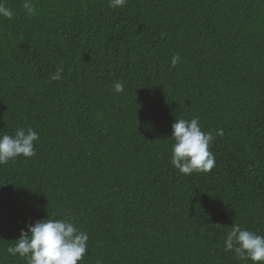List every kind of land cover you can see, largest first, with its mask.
Listing matches in <instances>:
<instances>
[{
    "label": "trees",
    "instance_id": "trees-1",
    "mask_svg": "<svg viewBox=\"0 0 264 264\" xmlns=\"http://www.w3.org/2000/svg\"><path fill=\"white\" fill-rule=\"evenodd\" d=\"M5 3L0 134L39 140L0 165V264H26L6 248L47 217L88 233L79 264H253L224 239L264 235V0ZM194 117L215 167L184 175L172 124Z\"/></svg>",
    "mask_w": 264,
    "mask_h": 264
},
{
    "label": "clouds",
    "instance_id": "clouds-1",
    "mask_svg": "<svg viewBox=\"0 0 264 264\" xmlns=\"http://www.w3.org/2000/svg\"><path fill=\"white\" fill-rule=\"evenodd\" d=\"M127 0H109L112 8L123 7ZM23 9L29 16L35 13L33 0H23ZM14 12L5 0H0V17L11 19ZM181 57L174 55L171 67L180 62ZM63 72L61 65L51 81H59ZM116 93L124 91V85L115 81ZM217 136L223 135L222 129L216 130ZM171 163L184 175L193 172H210L215 167V155L210 151L214 140L211 132L202 130L198 117L192 119L176 118L172 124ZM39 140V133L32 127H19L14 134H0V165L7 164L18 156L26 158L35 155L34 142ZM27 231L21 230L14 244H9L6 252L10 256H19L26 264H79L83 261L89 235L82 231L71 217L37 220L26 224ZM225 251L233 252L241 260H251L253 264H264V235L247 230L239 224H233L224 239Z\"/></svg>",
    "mask_w": 264,
    "mask_h": 264
}]
</instances>
